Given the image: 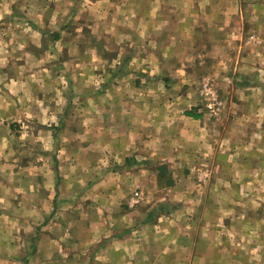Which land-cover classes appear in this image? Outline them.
<instances>
[{
    "label": "crops",
    "instance_id": "crops-1",
    "mask_svg": "<svg viewBox=\"0 0 264 264\" xmlns=\"http://www.w3.org/2000/svg\"><path fill=\"white\" fill-rule=\"evenodd\" d=\"M41 140L48 229L23 202ZM1 165L0 264L13 223L39 229L26 264H264V0H0Z\"/></svg>",
    "mask_w": 264,
    "mask_h": 264
},
{
    "label": "rangeland",
    "instance_id": "rangeland-1",
    "mask_svg": "<svg viewBox=\"0 0 264 264\" xmlns=\"http://www.w3.org/2000/svg\"><path fill=\"white\" fill-rule=\"evenodd\" d=\"M54 24L57 25L56 22H54ZM51 27L53 28V23L51 24ZM249 42H252V43H255V44H260L259 42H261V37L254 38L252 36H248L247 39H246V44H249ZM213 82H214V84H212V83L210 84L207 81H203L202 85L198 88V90L200 89L201 93H204V94L209 95V96L212 97V99H210V100L205 99L204 103L206 104V106L208 104L210 105L209 107H211V108L212 107L216 108L218 106L221 109V111H222L224 109V107H225V101H224L223 97L226 96L223 93V91L225 89L227 90L226 87L228 85H226V84L220 85L215 80ZM36 86L38 88L40 87V90L45 91L44 88L42 87V85H36ZM59 87L61 88L60 91L62 92L67 87V85L61 84V85H59ZM46 91H48V89H46ZM219 92L222 93L223 97L221 95L219 98H217V93H219ZM49 97H48L47 101H45L42 98H40L39 100H44V105H46L47 103H49V101H50L49 99H51V94H49ZM63 97L64 96L60 95V96H58V99H61L63 101ZM27 99H28L29 102L33 103V99L34 98L32 99V95L31 94H28ZM40 103L41 102L38 101L37 105L41 106ZM37 110L40 113H43L45 115L47 114L46 110H44L42 112L39 110V108ZM216 110H217V108H216ZM63 126L64 125L60 123L56 127L57 133L61 129L59 135H61L62 132H63ZM26 129H27V127L24 128V130H25L24 131L25 132L24 133V137H25L24 140L27 141V139L30 140V137L32 135H31V131H26ZM73 133H75V132H73ZM42 142H43V140H41V146H40L41 148H39V154H40V163H39V165H37L35 163H31V155H32V153L34 154L37 151L31 152L32 149L29 148V149H27V151L29 153H26L25 157H24V163L22 165V167H23V178H24V180H23L24 190H26L28 188L30 189V188L33 187L34 195H33V198H32L31 191L29 192V195L25 194L23 196V202H24V204H25V206L27 208H29V206H27V205L31 203V200H33V202L39 203V206L41 208L40 213L38 214L39 215V219H37V217H36V219H34V220H38V223H40L39 224L40 228L43 227L44 229H48L47 228V221H49L50 219H54L55 218V213H56V211L52 212L53 210H49L48 211V209H49V207H54V209L56 208L55 205H54L56 199L53 198V197H49L47 195V193L49 191L51 193H54V191L57 190L59 184H60L61 189H63L66 186V184L64 185L62 183V181H60V182L58 181V185H56V181L57 180H55V179L53 180V178L50 177L51 175L50 176L47 175V174H51L52 173L51 170L50 171L48 170V165H52L53 162H51L50 160H51V158H53V156H52V151H51L50 154H49L50 157H47V154H45V151H47V150H45L44 146H42ZM51 168H52V166H51ZM8 169L9 168H5L3 165H1L0 166V173L5 172V171L8 172ZM162 172L165 173L164 176H165L166 179H162L161 181L159 180V183L164 184L165 182L169 181L167 179V173H169V172H166V170H162ZM37 173H38V177L40 178L39 181H37L36 178H35L37 176ZM47 176L50 177V178L47 179ZM78 185H80V182H78ZM36 187H38V189H39V195L38 196L36 194V191H37ZM92 197H93L95 202L98 201L97 198H96L97 196H92ZM26 207H25L26 211L24 212V217L26 218L25 220L29 219V221H31V219H32L31 210L26 209ZM56 215H58V217L61 218L62 213L61 212H57ZM8 218H11V219L14 220L15 219V212L9 214ZM34 226H35V224H33V225L29 224L28 226H24V228L21 229L19 226H16V224L13 223V225L10 228H8L7 232H9V234L11 233V237H13V239H17L18 241L19 240L21 241L23 239V246H25V250H24L25 259L22 262L21 261L16 262V258L14 256H12L11 258L6 257L5 260H6L7 264H26V262H28V261H26L28 259V257H27L28 255L27 254L32 249H35V247L32 245L33 246V248H32V246L30 244L31 243L30 238L32 237V233H33V235H35V233H38L37 230H39L38 228L36 229ZM21 230H23V235L21 233H19ZM263 230H264V228H263ZM253 231H257V230L254 229ZM261 231H260V234H261ZM252 233L258 234V231H257V233L256 232H252ZM62 235H63V232H62ZM28 240H29V242H28ZM55 245H56V247H58V243H56ZM43 246L47 247V242H45L43 244ZM251 250H253L252 251V255L256 256L254 248H252ZM26 257H27V259H26ZM235 260L238 261L237 258ZM238 264H250V263H248V260L243 261L242 258H240Z\"/></svg>",
    "mask_w": 264,
    "mask_h": 264
},
{
    "label": "built area",
    "instance_id": "built-area-1",
    "mask_svg": "<svg viewBox=\"0 0 264 264\" xmlns=\"http://www.w3.org/2000/svg\"><path fill=\"white\" fill-rule=\"evenodd\" d=\"M140 198H141V194L139 191L135 190L133 192V195L130 197L129 199V203L131 205H135V203H138L140 201Z\"/></svg>",
    "mask_w": 264,
    "mask_h": 264
}]
</instances>
